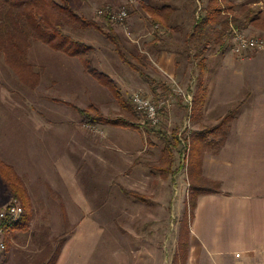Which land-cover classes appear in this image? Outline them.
Instances as JSON below:
<instances>
[{"label": "crops", "instance_id": "0c3cea01", "mask_svg": "<svg viewBox=\"0 0 264 264\" xmlns=\"http://www.w3.org/2000/svg\"><path fill=\"white\" fill-rule=\"evenodd\" d=\"M211 1L199 0L200 7L189 22L183 6L171 10L161 0L159 5L149 8L152 11L158 8L163 15L158 25L161 38L154 42L155 37H150L148 41L160 58V69L168 76L176 74L185 39L194 31L197 20L205 16ZM219 1L224 8L228 3L236 9L248 3L255 13L264 11V0ZM254 14L249 13L247 19L241 14L244 24ZM240 29L264 38V20ZM220 46L221 43L214 41L204 52L208 65L202 87L198 86L200 66L194 62L193 95L207 94L201 107L203 118L193 119L190 131L197 149L194 159L198 161L192 181L203 184L208 192L199 196L191 220L187 264H264V50L249 51L244 57L236 58L233 46L222 50ZM48 48L55 53L44 57L50 72L48 78L52 80L49 90L64 97H48L51 104L32 105L30 109L7 105L2 109L17 111L0 114V160L14 167L31 197V208L25 211L22 223L4 236L7 248L0 252V264H48L55 254L59 255L56 264H130V261L134 264L135 256L131 257L130 253L142 247L122 248L117 243L121 242L118 235L123 232L124 222L129 225V238L138 240L160 229L161 225L157 224L167 222L162 212L166 194L172 192L166 178L169 167L163 159L167 142L161 135L164 145L157 162L152 164L151 155L145 154L151 153L153 135L148 136L143 130L145 138L143 135L137 138L135 129H128L124 130L128 132L124 137L127 151L121 156L111 152L104 142H114L113 136L118 140L121 128L111 126L119 131L113 130L104 140L95 133L99 124H88L82 114L93 104L100 107V102L89 95L96 98L103 95L104 85L87 71L79 58ZM30 59L34 68L30 81H20L35 90L43 75L33 55ZM77 59L83 70L78 67L74 70L71 62ZM89 75L94 80L88 81ZM150 82L157 83L154 79ZM72 95L76 96L73 100ZM86 96L90 103L83 106L81 98ZM77 99L80 101L74 103ZM217 109L226 113L212 122L207 116ZM229 116L225 128L213 132ZM18 127L23 129L17 131ZM222 130L227 133L224 146L219 149L217 142L221 140ZM89 144L97 156L111 161L110 168L117 175L121 172L126 175L127 186L117 183L113 206L124 208L118 215L108 217L99 215L98 211L95 214L83 191V152ZM140 156L144 159L139 160ZM175 168L176 162L171 172ZM14 202L17 200L0 177V208ZM105 204L110 202L100 207ZM137 207L145 209L144 216L136 211ZM109 223L113 224L112 228L106 225Z\"/></svg>", "mask_w": 264, "mask_h": 264}, {"label": "rangeland", "instance_id": "374dc122", "mask_svg": "<svg viewBox=\"0 0 264 264\" xmlns=\"http://www.w3.org/2000/svg\"><path fill=\"white\" fill-rule=\"evenodd\" d=\"M67 1L80 16H83V18L105 23L107 21L99 15V10L112 8L113 10L118 11L127 5L131 0ZM134 1L133 5L129 6L130 16L125 25L110 24L114 27L116 33L119 34L121 45L130 61L136 65L141 72L148 74L156 80L157 83L148 82L139 71L125 64L116 52L115 46L111 44V42H109L98 30L91 27L83 29L80 25H78L79 27H76V29L67 27L66 33L74 40L84 43L86 46L91 48L90 58L92 60V68L106 73L109 78L113 79L122 91L123 96L129 100V104L132 106V96L137 91H142L147 98L157 102L163 100L170 101L167 109L165 108L162 111L160 125L158 127H153L155 132L150 129L147 130L148 136L153 135V145L150 146L151 153H147L145 155H151L149 160H151V162L153 161V164L155 163V160L157 162L160 157L159 154L162 150L161 146L164 145L162 139H160L161 135L166 137L173 134L175 131H178L180 137L185 140L188 138L190 131L193 130V119L203 118V115L201 114L202 111L201 113L199 112V107L197 110V108L193 107V103L191 106L187 103L184 97L185 94L193 97V90L196 84V80L194 79V64L187 59V57L182 56L180 58L181 60L178 61L180 62V65L177 67L176 74L168 76L160 69V58H158V54L153 51V46L149 45L152 37H155L152 39L154 42L158 37L161 38V32H159L158 25H156V28H153L150 16L151 13L149 12V8L156 7L160 4L161 0ZM164 1L168 3L169 9L171 10H175L177 6L178 9L183 6L187 22L190 21L191 15H193V13H195V11L200 7L199 0H178V2L176 0ZM232 31L233 34L229 39L226 49H229L230 47L232 48L234 44L235 31L243 30L233 27ZM152 32L154 33L152 34ZM157 41H159V39H157ZM158 46L162 47V49L169 48L164 45ZM159 49L160 48L158 47L157 50ZM48 54L51 56L55 53H53L47 46H45V44H42L41 42H34L32 44L30 56L33 55V61L39 65L43 75L39 87L35 90L24 86L21 82L23 78H28L26 80L30 79V72L26 71V74L21 73L19 75L9 66L8 59L0 54V114L14 113L17 111L13 110V112L3 110L2 108H6L7 105H12L13 108L26 106L30 109L29 106L32 105L51 104L48 97H64L57 94L54 90H49V85H51L52 80L48 78L50 73H48L49 67H47L48 63L44 61V57ZM234 56L238 58L236 55ZM71 64L74 70L75 67H78L79 70H83L82 64L78 59L73 60ZM92 79L93 78L89 75L88 81ZM164 86H168L170 88V93L168 92L166 94L167 91ZM103 90V95H99L98 98H96L95 95H89V98H93V100L100 102V107L98 108L102 109V113L105 116L111 118L119 117L121 115L122 108L118 99L105 86H103ZM73 98H76V96L72 95L71 99L73 100ZM79 101L80 100L77 99L74 103H78ZM81 101H83V106H85L84 103L87 106L90 103L87 96L85 99L84 97L81 98ZM225 113L226 110H212L210 115L207 117H210L211 121L215 122ZM140 116L143 120L142 122H144V118L141 114ZM22 129L23 128L20 129V127H18L16 130L19 131ZM119 129H114L107 124H99L95 133L101 136L104 140H107V138L112 135L111 132L113 130L119 131ZM128 129L132 130V128L120 129V137H117L118 140H116L113 136L114 142H110V144L109 140L107 143L104 142V144L109 147L111 152L121 156L124 154L125 150L127 151V146H124V144H127L124 137L128 134V132L124 130ZM16 130L14 132H16ZM103 130H105V133ZM135 131L136 133L134 134L137 138H141L142 135L145 138L143 130L139 131L135 129ZM130 132L132 133V131ZM97 135L95 136L98 138L99 136ZM185 142H187L186 145L189 146L188 154L186 155L188 146L184 147V144L181 141L179 146L175 149L177 153V158L175 160L176 168L171 173L168 172V177H166L167 180L170 181L168 184L172 187V192L169 191V194H166V205L162 207V212L166 215L167 222L157 224L161 225L160 229H157L155 232H152L144 239L140 240L129 238L128 223L124 222L121 224L124 229L122 228L123 232L118 235V237L120 236L118 240L121 241L117 242L118 245L122 248H127L129 245L132 247L133 245L136 247H142L140 248V251L130 253L131 257L133 255L135 256L134 264H187L186 259L188 258L191 247V233L186 227V222H190V194L191 192L193 193L197 187H191L192 184L190 177L192 166L195 161L194 151L197 149H193L194 151L192 154L191 140L187 141L186 139ZM143 159L144 156L139 157V160ZM111 166V161L105 156H97L92 150L90 144L86 146L85 151L83 152V191L87 199L92 202L94 213L96 214V211H98V213H101L99 215H110L108 217L118 215L120 210L124 209L123 207L113 206V203L116 202L117 199V183L125 184L127 186L126 175H122V172L120 175H117L116 171L110 168ZM180 170H182V172L176 174ZM126 194L127 193L125 192V195ZM96 196H98V199H96ZM122 200L124 201V199ZM109 202L111 205L105 204V206L100 207L102 204ZM124 207L126 206L124 205ZM136 211L139 212L141 216H144L145 209L143 207H137ZM106 225L109 228H112L113 226L111 223ZM130 225L135 226V224ZM139 225L142 227L143 223H139ZM130 264H132L131 261Z\"/></svg>", "mask_w": 264, "mask_h": 264}, {"label": "trees", "instance_id": "16d2710c", "mask_svg": "<svg viewBox=\"0 0 264 264\" xmlns=\"http://www.w3.org/2000/svg\"><path fill=\"white\" fill-rule=\"evenodd\" d=\"M250 3V2H249ZM248 3H244L241 8L236 9L234 4L228 3L224 8L219 0H212L210 7L207 9L205 16L197 20L194 31L190 33L185 39V47L183 48V57H187L193 64L200 66V78L198 86H203V76L208 63L205 58V51L208 45L217 42L221 43L220 49L227 47L229 39L232 36L233 27L242 28L244 25L256 24L264 20V11L255 13ZM151 13V20L153 25H161L162 16L155 8ZM250 14H254L248 23L244 24V18H248ZM232 15V16H230ZM247 15V16H246ZM105 20V19H104ZM112 24V23H111ZM110 22L100 23L96 20H89L80 16L68 3L67 0H0V54L8 59L9 66L19 75L21 73L31 72L34 68L31 65L30 50L34 42H41L46 46L54 49L57 52L66 53L69 56L79 58L87 71L118 99L121 105V115L116 118L105 116L96 105H91L89 108L82 111L84 121L88 124H107L117 128H132L133 130H151L154 131L150 123H143L140 114L137 113L134 106L129 104V100L123 96L117 83L109 78V76L92 68V60L90 58L91 48L84 43L74 40L66 33V28L82 27L83 29L94 28L98 30L105 38L115 46L116 52L119 54L121 60L129 65L131 68L139 71L141 75L148 81H153L151 76L141 72L139 68L134 65L128 55L125 53L121 39L116 33L114 27ZM82 25V26H81ZM179 67L180 62L176 63ZM30 77V76H29ZM28 79V78H23ZM30 81V79L28 80ZM166 91H171L169 87L164 86ZM206 92L201 95H193V107H201L205 103ZM180 102V101H179ZM231 116L224 120L221 125L213 128V132L224 129L228 124ZM155 132V131H154ZM221 140L217 142L219 149L224 146L226 133L222 130ZM164 137V136H163ZM187 141L192 142L193 149H196V143L192 141V135L189 134ZM185 139V140H186ZM166 144L163 148L164 163L168 165V172L171 173V168L176 160V148L181 143V137L178 131H175L171 138L164 137ZM195 152V151H194ZM195 160V159H194ZM198 161H194L191 171V187L197 186L195 191L190 194V222H186V227L190 231L191 220L194 215V210L197 206V201L200 195L208 192L203 189V184L192 181L193 169L197 166ZM198 167V166H197ZM0 177L6 183L8 190L14 198L19 202L24 210L31 208V197L28 193L24 181L19 177L13 166L0 160ZM127 193V191H125ZM25 214V213H24ZM23 220V218H22ZM22 220L14 225L8 226V231L18 227ZM59 255L55 254L48 264H56ZM187 261V259H186Z\"/></svg>", "mask_w": 264, "mask_h": 264}, {"label": "built area", "instance_id": "2783aa9c", "mask_svg": "<svg viewBox=\"0 0 264 264\" xmlns=\"http://www.w3.org/2000/svg\"><path fill=\"white\" fill-rule=\"evenodd\" d=\"M134 2V0H131L127 5L118 11L113 10L112 8H107L99 10L98 13L107 22L116 25H125L130 16L129 6L133 5ZM261 50H264V38L249 35L245 31H235L233 45L234 55L241 58L249 51ZM184 97L187 103L192 106L193 97L187 94H185ZM132 103L135 110L144 118V123L148 122L152 127H158L161 122L162 111L167 108L169 100L157 102L147 98L142 91H137L132 96ZM181 141L183 142L184 147L188 146L186 145L187 142H185L182 138ZM188 152L189 146L186 151V155ZM24 213L25 210L23 206L18 202H14L8 207L0 208V252L5 251L7 248V243L4 239V236L8 231L7 227L19 223L22 220Z\"/></svg>", "mask_w": 264, "mask_h": 264}]
</instances>
